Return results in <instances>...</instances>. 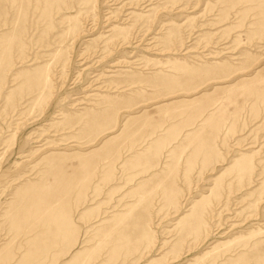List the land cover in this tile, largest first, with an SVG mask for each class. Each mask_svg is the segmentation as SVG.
<instances>
[{
  "label": "rangeland",
  "instance_id": "374dc122",
  "mask_svg": "<svg viewBox=\"0 0 264 264\" xmlns=\"http://www.w3.org/2000/svg\"><path fill=\"white\" fill-rule=\"evenodd\" d=\"M0 264H264V0H0Z\"/></svg>",
  "mask_w": 264,
  "mask_h": 264
}]
</instances>
